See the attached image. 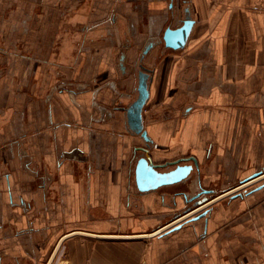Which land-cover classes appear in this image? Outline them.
<instances>
[{"label": "crops", "instance_id": "0c3cea01", "mask_svg": "<svg viewBox=\"0 0 264 264\" xmlns=\"http://www.w3.org/2000/svg\"><path fill=\"white\" fill-rule=\"evenodd\" d=\"M77 1L31 0L0 27L32 51L0 52V264H264V187L245 194L264 183V0H96L86 40ZM140 66L149 144L126 112ZM144 150L159 171L197 166L141 192Z\"/></svg>", "mask_w": 264, "mask_h": 264}, {"label": "water", "instance_id": "95a60500", "mask_svg": "<svg viewBox=\"0 0 264 264\" xmlns=\"http://www.w3.org/2000/svg\"><path fill=\"white\" fill-rule=\"evenodd\" d=\"M194 21L190 19L188 15L185 16V19L182 21V24L175 29L166 28L162 40L164 42V46L166 48H171L174 50L182 49L188 39L190 34L191 28L193 26ZM150 46H148L144 51L143 54L147 52ZM151 70L143 68L140 66V70L137 73V98L136 100L127 108V119L131 128L136 132L140 133L146 143H150L149 138L146 136V133L142 131V111L145 104L149 98V85L151 81ZM145 155L141 156L136 163L135 167V183L137 189L141 192H146L150 190H155L161 186H168L175 183H178L187 178L189 173L191 172L192 168L197 165V162L194 158H185L179 159L174 161L172 164L176 165L174 169L169 171H159L157 169L158 166L154 165L147 155V151L144 150ZM181 160H191L192 164H180L179 161ZM261 175V173L254 174L249 178L242 181L245 183L250 179H254ZM247 186V185H246ZM245 187V186H244ZM242 187L241 189H243ZM264 187V183L255 189L245 192L248 194L252 191H256L260 188ZM239 189V190H241ZM238 190V191H239ZM238 191L234 193L227 194L228 196L231 195V198H235L236 196H240L241 194ZM207 191H202L201 193L197 194L195 198H198L201 194H205ZM237 193V194H236ZM207 202V198L203 197L200 200H197L196 207L202 206L204 203ZM198 213V212H195ZM194 213V214H195ZM206 212L203 211L200 214L196 215L191 219V221L197 220L205 216ZM181 227V225L170 226L171 231L177 230Z\"/></svg>", "mask_w": 264, "mask_h": 264}, {"label": "rangeland", "instance_id": "374dc122", "mask_svg": "<svg viewBox=\"0 0 264 264\" xmlns=\"http://www.w3.org/2000/svg\"><path fill=\"white\" fill-rule=\"evenodd\" d=\"M95 1L96 0H81V1H77L78 5L73 10V12H76V11L82 12V14H80L78 16V20H81L82 24L84 26L85 40L91 36V33H90L91 29H92L93 26L96 25V22H94V20H93L94 17L92 16L94 10L97 8ZM68 2H69V5H74L76 3L75 0H68ZM32 5H33V3L31 2V0H0V27L2 25H6V24H7L6 27L10 26V24H11V22H13V20L16 21V22L14 21V23H17V19H14V18L18 17L17 11H19V9H20V10L24 11L25 14L27 15V14H29V10H30V8H32ZM113 5H112V7H113ZM111 12L108 13V16L111 15ZM70 14L71 13H69V16H70ZM28 22H30V21H28ZM22 33H24L25 39H27L28 38V33H30V31L25 29V32L22 31ZM86 35L88 37H86ZM29 48L30 47L27 44H25L24 42L19 43V44L17 43V44H14V45H1L0 44V52H3L5 54H9V53H14L15 54L16 53V54H18L20 56H24L25 58L28 57V55H30L32 53V51H29L30 50ZM26 60H28V59L26 58ZM138 68L139 67L137 66L136 70H138ZM58 85H60V86H58ZM57 86L61 87V90L62 89H64V90L68 89V87H69L68 85H66V84L63 85L60 82L59 83L57 82ZM144 155H145V153H144ZM182 159H185V158H182ZM185 162H192V161L191 160H181V161H179V163H185ZM173 165L174 164H170L168 167H172ZM196 166H195V168H196ZM253 184L247 185L241 190H247V189L249 190L250 186H252ZM214 203L215 202H213L210 205L211 208L212 207L214 208Z\"/></svg>", "mask_w": 264, "mask_h": 264}, {"label": "bare ground", "instance_id": "6f19581e", "mask_svg": "<svg viewBox=\"0 0 264 264\" xmlns=\"http://www.w3.org/2000/svg\"><path fill=\"white\" fill-rule=\"evenodd\" d=\"M254 181V180H253ZM253 181H251V182H247L246 184H251V183H253ZM239 189H241V188H239ZM239 189H237V190H234V191H232V192H230V193H234V192H236V191H238ZM229 193V194H230ZM206 206H204V207H202V208H198L197 210H195L194 212H192L191 214H189V216L190 215H192V214H194L195 212H198V211H200V210H202L203 208H205ZM188 217V216H187ZM187 217H185V218H187ZM184 218H181L180 220H177L176 222H174V224H172V225H175V224H177V223H179L181 220H183Z\"/></svg>", "mask_w": 264, "mask_h": 264}, {"label": "flooded vegetation", "instance_id": "af4514ba", "mask_svg": "<svg viewBox=\"0 0 264 264\" xmlns=\"http://www.w3.org/2000/svg\"><path fill=\"white\" fill-rule=\"evenodd\" d=\"M201 196V195H200Z\"/></svg>", "mask_w": 264, "mask_h": 264}]
</instances>
